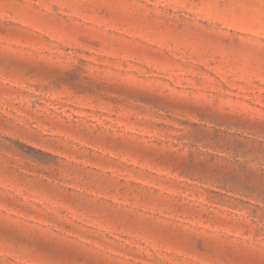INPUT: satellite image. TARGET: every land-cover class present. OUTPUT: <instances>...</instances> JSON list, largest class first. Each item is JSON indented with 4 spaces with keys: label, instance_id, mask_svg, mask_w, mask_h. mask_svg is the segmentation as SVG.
I'll list each match as a JSON object with an SVG mask.
<instances>
[{
    "label": "rangeland",
    "instance_id": "obj_1",
    "mask_svg": "<svg viewBox=\"0 0 264 264\" xmlns=\"http://www.w3.org/2000/svg\"><path fill=\"white\" fill-rule=\"evenodd\" d=\"M0 264H264V0H0Z\"/></svg>",
    "mask_w": 264,
    "mask_h": 264
}]
</instances>
